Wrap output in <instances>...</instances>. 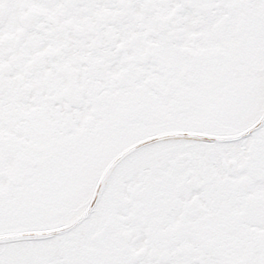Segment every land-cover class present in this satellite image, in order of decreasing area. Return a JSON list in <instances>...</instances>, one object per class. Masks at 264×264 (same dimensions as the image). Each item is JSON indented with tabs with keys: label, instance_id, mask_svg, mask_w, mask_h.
I'll list each match as a JSON object with an SVG mask.
<instances>
[{
	"label": "snow or ice",
	"instance_id": "6c2138e0",
	"mask_svg": "<svg viewBox=\"0 0 264 264\" xmlns=\"http://www.w3.org/2000/svg\"><path fill=\"white\" fill-rule=\"evenodd\" d=\"M0 264H264V0H0Z\"/></svg>",
	"mask_w": 264,
	"mask_h": 264
}]
</instances>
